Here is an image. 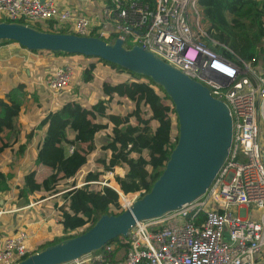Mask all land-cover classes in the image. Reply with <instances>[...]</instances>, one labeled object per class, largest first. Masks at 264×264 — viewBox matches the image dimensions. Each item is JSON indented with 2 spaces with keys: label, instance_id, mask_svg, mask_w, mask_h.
Segmentation results:
<instances>
[{
  "label": "built area",
  "instance_id": "1",
  "mask_svg": "<svg viewBox=\"0 0 264 264\" xmlns=\"http://www.w3.org/2000/svg\"><path fill=\"white\" fill-rule=\"evenodd\" d=\"M62 2L0 0V19L142 46L206 85L228 105L233 126L228 158L202 196L161 217L137 221L126 236L65 264H264V70L204 28L199 0H102L100 10L91 13ZM33 52H47L51 59L72 56ZM46 65L45 86L54 95L63 93L76 65ZM73 151V145L65 146L67 155ZM108 180L97 183L119 193L118 210L129 208L140 193L126 194ZM28 238L25 229L0 232V264H17L32 254Z\"/></svg>",
  "mask_w": 264,
  "mask_h": 264
},
{
  "label": "trees",
  "instance_id": "2",
  "mask_svg": "<svg viewBox=\"0 0 264 264\" xmlns=\"http://www.w3.org/2000/svg\"><path fill=\"white\" fill-rule=\"evenodd\" d=\"M198 5L204 28L241 59L256 64L258 46L264 50V0H199ZM34 27L48 31L41 24ZM68 32L69 29L61 31ZM7 43L16 42L3 44ZM217 50L229 55L222 47ZM104 63L131 77L116 82L111 75L106 76L102 82L103 96L91 106L71 99L49 110L38 126L45 127L46 132L36 147L34 166L24 175L23 184L17 187L18 198L31 195L33 202L46 201L42 207L51 206L66 230L84 226L90 229L102 215L123 212L118 210L119 193L111 186L97 183L104 181L117 167L126 170L123 175H114L120 190L126 194L139 192V198L149 192L165 169L179 138L177 112L166 91L151 78L105 60ZM97 68L95 61L86 66L85 82L95 79ZM119 100H129L134 106L114 117L111 128L108 109ZM21 109L14 90L7 97L0 93V154L19 143L16 132ZM112 117H109L111 121ZM110 128L109 141L101 146L98 135ZM66 144L74 146L71 154H66ZM24 148L19 145L20 151ZM98 149L105 155H96ZM82 172H86L80 179L84 184L78 187L77 176ZM5 183L6 176L0 169V191L4 190ZM115 240L119 238L112 241Z\"/></svg>",
  "mask_w": 264,
  "mask_h": 264
},
{
  "label": "water",
  "instance_id": "3",
  "mask_svg": "<svg viewBox=\"0 0 264 264\" xmlns=\"http://www.w3.org/2000/svg\"><path fill=\"white\" fill-rule=\"evenodd\" d=\"M5 41H15L30 51L98 57L151 78L173 101L179 121L178 142L149 192L123 212L104 214L84 233L48 245L17 264H65L98 251L126 236L137 221L161 217L202 196L226 162L233 133L228 105L156 53L138 45L125 47L120 39L107 42L1 21L0 45Z\"/></svg>",
  "mask_w": 264,
  "mask_h": 264
},
{
  "label": "crops",
  "instance_id": "4",
  "mask_svg": "<svg viewBox=\"0 0 264 264\" xmlns=\"http://www.w3.org/2000/svg\"><path fill=\"white\" fill-rule=\"evenodd\" d=\"M62 1L63 5H69L84 13L96 12L100 10L102 6V0ZM46 56H48V54L30 51L18 43L0 45V93L7 97L10 95L11 91L14 90L19 100H25L21 105L22 109L17 122L16 133L19 143L16 146L18 147L23 144L24 147L25 145H27V147H31L32 145L37 146L46 132L45 127L39 128L38 126L47 113L44 114L40 107H34L33 105L32 107L26 106V103L29 102L28 99L39 98L38 93L42 91V89L47 90L44 82L46 76L50 73V69L46 63H48V59L51 58H43ZM61 58L62 57L59 56V58L55 60L59 61ZM42 69H44L46 75L45 73L42 76L41 74L37 75L36 71ZM73 79L76 80L77 75H75ZM68 94L71 95V91L68 90ZM67 97L69 96L63 95V99L67 100ZM71 99L74 98H69L68 100ZM46 101L48 102V99H46ZM6 152L7 151L2 154ZM16 200L18 201L19 199ZM43 202H33V200H30V204L27 202L22 206L13 207L15 205L14 202L12 203V207H9L8 202L0 197V208L4 211L0 215V232L9 234L12 233L13 229L14 231L17 229L27 230L29 233L27 241L28 247L33 252H37L47 244L67 238L68 236H65L68 232L76 230H66L60 222V217L58 215H42L40 207ZM40 232L41 235L39 236Z\"/></svg>",
  "mask_w": 264,
  "mask_h": 264
},
{
  "label": "rangeland",
  "instance_id": "5",
  "mask_svg": "<svg viewBox=\"0 0 264 264\" xmlns=\"http://www.w3.org/2000/svg\"><path fill=\"white\" fill-rule=\"evenodd\" d=\"M262 45L264 48V42L262 43ZM257 50H258V59H257L256 64L252 63V66L254 68H259V71H260L262 69L264 70V50L263 51L262 49L260 50V45L258 46ZM48 57L49 56H46L43 58H48ZM48 61L49 63H52L54 67L63 65L66 62H71L75 64L76 66H74V75H77V79L76 80L73 79L71 81V83L69 84V86L67 87L64 93L54 95L46 87L47 90L42 89V91L38 93L39 98L28 99L29 102L26 103V106L32 107L33 105L34 107H40L43 110L44 114H46L49 110L61 107L66 101H68L69 98L77 99L80 102L86 104L87 106H91L92 104L97 102V100L100 97L103 96L102 91H101L102 82L106 76L111 75L116 82L122 81V80H125L131 77V74L127 72H118L114 70L110 65L105 64L103 59L98 58V57L88 59V58H85L84 56L81 57L77 55H72L70 58L60 59L59 61H56L55 59H48ZM91 61H95L97 63L98 68L96 70V76L92 82H85L84 81V70ZM36 72H37V75L41 74L42 76L44 73L46 75V72H44V69L38 70ZM68 90L71 91V95L68 94ZM64 94L66 96H69L67 97V100L63 99ZM46 99H48V102L46 101ZM24 101L25 100H22V101L20 100V104L22 105ZM133 106H134L133 102L129 100H119L118 102L116 101L113 102L108 109V121L111 123V128L114 126L113 123H115L114 117H118L119 115H123L127 113L130 109L133 108ZM110 116H113L112 121L109 118ZM111 128L107 130H102L99 133L98 140L101 146L105 145L109 141V136L111 135ZM174 132L175 133L177 132L176 129ZM263 133H264V128H263ZM36 147L37 146L35 145H32L31 147H27V145H25L24 150L20 151L19 147L15 146L13 149L7 150L6 153L0 154V169L4 172L6 176V183L2 185V188L4 190L0 191V197L4 198L8 202L9 207H12V203L14 202H15V205L13 207L22 206L24 205V203H27V202L29 203V201L34 198L31 195L28 198H25V197L18 198L17 187L23 184L24 175L34 166ZM99 154L105 155V153L101 151V149H100ZM85 173L86 172H82L81 174L77 176L78 183L80 182V179L84 176ZM116 173L123 175L126 173V170L123 168L117 167L115 168L114 174L108 173L106 175V178L110 180L111 182L110 184L112 186L116 185L115 180H114V175ZM38 177L39 179L42 178V172L39 173ZM4 187H8V189H5ZM139 195L140 194H138V198H139ZM16 199H19V200L17 201ZM44 203L45 201L42 204ZM40 208H41L42 215H46V214L56 215L55 211L52 210L51 206L49 208L47 207L44 208L41 205ZM87 229H88V226L80 227L74 230L73 232H68L65 237L69 235L72 236V235L82 234L85 231H87ZM14 232L15 231L13 229L12 233H9V234H13ZM3 234H6V233H3ZM40 235H41V232L39 233V236Z\"/></svg>",
  "mask_w": 264,
  "mask_h": 264
},
{
  "label": "bare ground",
  "instance_id": "6",
  "mask_svg": "<svg viewBox=\"0 0 264 264\" xmlns=\"http://www.w3.org/2000/svg\"><path fill=\"white\" fill-rule=\"evenodd\" d=\"M115 184H116V182H115ZM116 186V185H115ZM117 187V186H116Z\"/></svg>",
  "mask_w": 264,
  "mask_h": 264
}]
</instances>
